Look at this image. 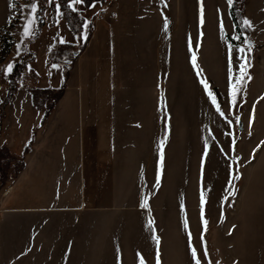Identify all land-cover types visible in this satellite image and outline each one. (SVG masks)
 I'll use <instances>...</instances> for the list:
<instances>
[{"label": "crops", "instance_id": "0c3cea01", "mask_svg": "<svg viewBox=\"0 0 264 264\" xmlns=\"http://www.w3.org/2000/svg\"><path fill=\"white\" fill-rule=\"evenodd\" d=\"M36 2L39 5V0ZM213 2L105 0L94 4L91 12L95 16L103 10L107 13L92 24L86 46L71 66L63 94L42 125V114L32 106L30 96L24 88L17 89L5 107L0 147L19 154L31 133L33 140L23 158L24 168L8 184L9 191L0 195V214L46 215L44 222L30 223L24 250L37 249L39 224L54 229L55 218L66 227L69 222L65 220L71 217L110 214L111 206L103 203L117 202L118 186L137 188L130 192L131 200L137 193V205L144 200L151 207L147 199L157 197L164 186L166 139L176 136L179 123L170 111L167 91H202L197 69L192 68L193 56L201 77L213 89L214 35L221 45L226 36L232 38L236 34L226 0H219V13ZM112 13L117 16L113 18ZM220 16L225 27L223 38L218 27ZM57 21L51 24L55 33L61 30L64 40L73 41L63 22ZM39 26L38 21L32 25L34 32L38 33ZM35 37L38 40V35ZM189 37L193 43L191 52ZM48 46L44 48L43 60ZM48 70L56 78L50 87L57 89L60 69L50 65ZM186 104L180 100L178 106ZM119 166L132 170L137 178L112 177ZM157 169L162 174L158 187L153 180ZM151 186L156 190L150 194ZM146 213L155 214L153 210ZM0 224V249L10 241L2 236L6 232L1 230L6 228L14 243L12 249L19 252L7 264L15 263L23 249L22 230L15 222L13 226L1 218ZM159 247L161 244L155 248Z\"/></svg>", "mask_w": 264, "mask_h": 264}, {"label": "rangeland", "instance_id": "374dc122", "mask_svg": "<svg viewBox=\"0 0 264 264\" xmlns=\"http://www.w3.org/2000/svg\"><path fill=\"white\" fill-rule=\"evenodd\" d=\"M30 2L32 1L13 0L17 7L10 9L8 0H0V104L7 97V105L18 88H24L30 96L27 87L31 86L33 90H46L56 81L55 75L48 70L50 65L46 66L45 61L54 38L57 37L58 41L64 39L61 30L55 33V26H52L58 19L73 35V41L67 43L75 41L74 34L60 16L56 20L54 5L52 7L43 0H39V5L43 6L38 8L36 14V21L37 15L42 21L40 30H36L38 33L34 32L32 35L34 39L31 35L22 37L23 24L26 22L27 12L30 11V8L23 6ZM213 3L215 9L219 8V0H214ZM236 5L242 22L247 18L253 25L251 28L243 25L246 30L243 33L252 43V51L247 54L251 67L246 69L251 79L245 80L243 90L239 94L243 103L231 107L225 103L228 45L231 43L235 49L243 42V35L235 29V35L241 36L240 40L226 36L225 41L219 45L214 35L215 53L212 60L210 56L214 80V88L211 91L217 95V102L226 113V117H221L215 111V106L211 105L206 93L200 89L184 91L171 88L167 91L170 111L179 123L174 133L176 136L171 140L166 139L168 149L164 186L157 197L147 199L151 207L141 208L140 204L138 206L137 193L132 195L135 200H131L130 192L132 189L135 192L137 188L118 186L117 202L103 203L106 207L111 206L113 211L110 214L71 217L65 220V223L69 222V226L65 224L66 227L61 225V219L55 218L54 229L39 224L37 249L32 250H24L28 243L30 223L44 222L46 215L0 214L2 222L5 220L12 225L15 222L22 230L21 258L15 259V263L12 264H117V255L120 264H138L137 252L144 256L146 264H155L156 252L159 253L160 264H191V253L187 247L189 233L193 246L197 247L198 254L201 255L202 264H206L202 257L204 246L207 247L208 260L211 264H264V144L256 148V145L264 140V0H238ZM81 6L83 7L80 10H83V4L78 8ZM85 14L88 17L89 14L87 12ZM95 21L96 16L92 24ZM38 24L40 25V22ZM86 34L87 27L84 28L81 38L84 39ZM37 35L38 40L35 37ZM28 40L31 42L26 46ZM18 44L21 45L19 49L16 48ZM45 46L48 48L43 60ZM27 50L34 54V60L27 64L25 72H20L13 79L10 78V74L4 77L2 69L7 63L12 62L15 66ZM239 55L240 53L236 51L232 53L234 77L239 74L236 66V58ZM203 58L205 59V56ZM51 66L59 67L61 73V66ZM29 69L37 76L34 82L27 72ZM12 89L13 91L9 92ZM180 100H185L187 104L178 106ZM6 105L3 108L1 122L5 118ZM253 112L254 118L249 126L248 117ZM236 116H240L239 123L235 122ZM227 119H232L233 124H227ZM232 140L236 141L234 152L230 150ZM205 143L209 145L207 155L203 151ZM4 148L10 155L21 159L23 167L14 177L11 176L13 164L0 170V195L9 191L8 184L24 168L23 158L26 155L21 156L22 151L13 154L5 146ZM254 148L255 152L252 151ZM233 156H239L240 160H233ZM118 168L112 173V177L117 180L137 178L132 170L120 166ZM236 172L239 173L238 178ZM153 175L155 181L156 173L153 172ZM153 190L156 188L151 186L149 193L151 194ZM201 192L205 198L206 224L200 219ZM181 204L184 205L183 209ZM152 210L155 214L146 213ZM149 219L153 221L152 228L158 237L157 241L151 239ZM1 231L6 232L2 234L5 241L6 238L10 240L2 244L0 249V264H7L9 259H13L19 252L12 249L14 243L8 234L10 231L6 228ZM201 234L203 242L200 240ZM160 244L161 248L156 249L155 247ZM66 247L68 249H65ZM3 258H6V263Z\"/></svg>", "mask_w": 264, "mask_h": 264}, {"label": "snow or ice", "instance_id": "6c2138e0", "mask_svg": "<svg viewBox=\"0 0 264 264\" xmlns=\"http://www.w3.org/2000/svg\"><path fill=\"white\" fill-rule=\"evenodd\" d=\"M47 2L49 4L52 3V0H47ZM91 2V0H90ZM85 3V0H67V8L70 9L73 13H76L78 10V6ZM227 6L228 7H232L233 6V0H226ZM43 5L40 4L38 5V3L36 2V0H32V2H30L28 5H24V8H30V11L27 12L26 15V22L23 24V28L21 31V36L22 37H28L32 34H34V30L32 28V25H34L36 23V14L38 12V7H42ZM62 4L61 3H56L54 5V9H55V16H61L62 12H61V8H62ZM17 5H15L13 3V0H8V8L10 9H14L16 8ZM217 12H220V9H217ZM86 23V22H84ZM200 24L203 25L204 24V19H203V7L201 5V13H200ZM243 25L247 26L248 28L253 27L251 21L247 18L243 19ZM164 27L165 29H167L168 27V21L165 18L164 20ZM218 27H219V33L220 36L223 38L225 35V27L223 24V18L222 16L218 17ZM200 35L202 36L203 33L201 32ZM241 35H243V42L242 44H239L235 47V49L233 48V45L231 43H229L228 45V68H227V91L225 93V103L231 107V106H235L239 103H243V101L240 99L239 94L242 92L243 88V84L245 82L246 79L250 80L251 76L247 73L246 69L251 67L250 62L247 59V54L251 53L252 51V43L250 41V39L248 38V36L244 33H241ZM241 36L240 35H235L233 34L232 39L233 40H240ZM60 43H67L68 41L64 40L63 38L60 39L59 41ZM198 46V45H197ZM245 46H247L245 48ZM21 47V45H16V48L19 49ZM193 49V43H192V39L191 37L188 38V50L189 52H191ZM233 51H236L238 53H240V55L236 58V63L238 64V71L239 74L238 75H233V59H232V53ZM17 55H19V51H17ZM192 68L197 69L196 75L197 77H200L199 79V83L203 86L202 91L204 93H206L208 100L211 101V105L215 106V111L221 116V117H226V113L224 111L221 110L220 105L217 102V95H214L213 92L210 90L209 87V83L206 82V80L201 77L200 75V71L198 69V65L196 62V58L195 56L192 57ZM14 70V66L12 62L7 63V65L2 69V74L4 77H8L9 74H11ZM233 80H235V83H233ZM254 118V112L249 114L248 117V123L249 126L252 123V120ZM235 122L239 123L240 122V116H236L235 117ZM227 124L231 125L233 124V120L232 119H227ZM229 135H231V133H229ZM249 135H251V133H249ZM236 141L232 140L231 141V145H230V150L232 152L235 151L234 149V145H235ZM264 144V140H261L257 145L256 148H259L260 145ZM256 148H254L252 151L255 152ZM203 151L205 153V155L208 154L209 152V145L207 143L204 144L203 146ZM221 151H223V149H221ZM233 160L239 161L240 157L239 156H233ZM247 162V161H245ZM201 164L203 165V160H201ZM229 167H231V165H229ZM231 174V173H230ZM236 178H238L239 173L236 172L235 173ZM155 180H156V186H159V181H160V172L159 169H157L156 171V175H155ZM229 183H231L229 181ZM234 194V193H233ZM204 203H205V198H204V194L203 192H201L200 194V219L201 222L203 224H206L207 222L204 220ZM140 207L141 208H147L148 205L147 203L144 202V200H141L140 202ZM184 205L181 204V209H183ZM153 225V221L151 219H149L148 221V226L151 228V239L153 241H157L158 237L155 235V230L154 228H152ZM185 227L187 228V222H185ZM201 242H203V235L201 234L200 237ZM188 249L190 250V261L191 264H202V259H201V255L198 254V250L197 247L193 246L192 243V239H191V233L188 234V245H187ZM208 251H207V247L204 246L202 249V257H203V261L206 262V264H211V261L208 260ZM136 256L139 258L138 259V264H146V260L144 258V256H142L140 254V252L136 253ZM155 264H160L159 261V253L156 252L155 253ZM117 264H120V258L119 255H117Z\"/></svg>", "mask_w": 264, "mask_h": 264}, {"label": "trees", "instance_id": "16d2710c", "mask_svg": "<svg viewBox=\"0 0 264 264\" xmlns=\"http://www.w3.org/2000/svg\"><path fill=\"white\" fill-rule=\"evenodd\" d=\"M47 1V0H43ZM105 0H85L84 9L79 10L76 13H73L70 9L67 8V0H55L52 2L50 6L53 7L56 3H61L63 6L61 8L62 15L60 16L61 20L67 25L69 30L74 34L75 41L72 43H60L57 37L54 38V42L48 48L46 55V66L49 65H59L61 66V81L59 88L54 91L51 88H47L46 90H33L31 86L27 87V91L30 94L31 104L35 108V110L42 113L40 125L44 123L47 115L57 102V100L63 94L65 89V83L69 76V72L74 60L78 57V55L84 50L86 43L89 39L90 33L92 31V22L95 18V14L91 12V7L94 4H102ZM238 0H234L233 6L229 8L231 19L234 23L235 29L237 32L243 33L245 30L243 26L242 19L240 17V13L238 11V7L236 2ZM55 3V4H54ZM42 9V8H41ZM88 12L89 15L86 17L85 12ZM17 12V11H16ZM86 22V23H84ZM87 27V34L84 39L81 38V34L84 28ZM34 39V36L31 37ZM30 40V39H29ZM27 41L26 46L30 44L31 41ZM8 47V45H7ZM34 54L30 51H24L22 54L21 61L14 66L13 72L10 74V78L13 79L20 72L24 73L28 63L33 62ZM29 76L32 78L33 82L36 81L37 76L35 72L31 69L27 71ZM10 90L9 92H12ZM8 99L7 97L1 101L0 104V125L1 119L3 117V108L6 105ZM33 140V133L24 148L22 149L21 156H24L27 153V150L31 146ZM13 164V168L11 170V176L14 177L17 172L23 167L22 160L17 156L10 155L8 151L3 147L0 148V170H4L5 168H9L10 165ZM2 174V173H1ZM4 178V176H3Z\"/></svg>", "mask_w": 264, "mask_h": 264}, {"label": "built area", "instance_id": "2783aa9c", "mask_svg": "<svg viewBox=\"0 0 264 264\" xmlns=\"http://www.w3.org/2000/svg\"><path fill=\"white\" fill-rule=\"evenodd\" d=\"M106 13H107V12H106L105 10L100 11V12L97 14V16H96V20H97V21L100 20L102 17H104V16L106 15ZM111 16H112V17H116V14H115V13H112Z\"/></svg>", "mask_w": 264, "mask_h": 264}, {"label": "water", "instance_id": "95a60500", "mask_svg": "<svg viewBox=\"0 0 264 264\" xmlns=\"http://www.w3.org/2000/svg\"><path fill=\"white\" fill-rule=\"evenodd\" d=\"M37 21L40 22V24H42V21H40V16L37 15Z\"/></svg>", "mask_w": 264, "mask_h": 264}]
</instances>
